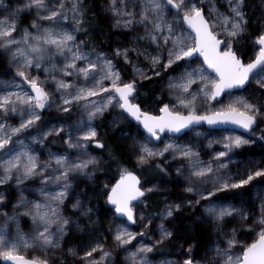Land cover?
<instances>
[{
  "label": "snow or ice",
  "instance_id": "1",
  "mask_svg": "<svg viewBox=\"0 0 264 264\" xmlns=\"http://www.w3.org/2000/svg\"><path fill=\"white\" fill-rule=\"evenodd\" d=\"M224 3L226 12L217 0H108L104 11L111 27L132 33L126 45L108 53L99 46L86 48L78 39L87 32L85 0H23L14 8L0 0L5 10L0 15V74L11 76L0 78V264H67L66 258L72 264H154L150 254L174 237L181 258L160 264H264V161L240 170L237 155L256 142L258 133L264 142V26L246 60L239 46L249 28L246 0ZM25 13L31 15L28 23L22 19ZM124 66H130L131 76ZM144 81L159 89L152 93L159 114L141 99ZM164 94L169 102L161 99ZM53 109L67 118L44 123L45 111ZM110 111L115 112L113 129L123 121L137 126L132 168L113 153L119 179L90 196L87 189L77 191V181H94L104 171L106 161L93 155V147L106 149L95 121ZM13 118L18 123H9ZM203 125L209 127L202 132ZM236 129L244 133L235 134ZM216 130L229 134L208 140L207 147L221 148L207 159L198 145L178 142L188 132L200 137ZM49 137H59L75 155L52 151L49 145L56 141ZM169 166L189 195L151 212L149 194L169 187ZM133 168L155 169L163 182H142ZM254 181L261 191L255 201L243 200L256 187ZM101 196L110 206L105 209L111 215L108 234L90 228L84 243L65 248L70 225L85 230L80 216L89 226L99 224L100 209L92 200ZM66 201L74 214H65ZM197 206L201 222L212 224L224 245L213 246L210 260L197 259L191 244L184 249L174 231L178 214ZM21 217L30 220L29 233L21 228ZM237 220L239 228L225 231L226 222ZM154 222V242L137 240L151 235ZM243 229L255 235L251 243L238 238ZM28 249L39 254L29 257L24 254ZM116 249L123 260L117 261Z\"/></svg>",
  "mask_w": 264,
  "mask_h": 264
},
{
  "label": "rangeland",
  "instance_id": "2",
  "mask_svg": "<svg viewBox=\"0 0 264 264\" xmlns=\"http://www.w3.org/2000/svg\"><path fill=\"white\" fill-rule=\"evenodd\" d=\"M5 3L8 6L14 8L18 4H22L23 0H5ZM107 3H108V0H85V4L89 5V7L87 9V13L91 14L92 16H94V15L100 16L101 15L102 20L106 25L107 32L105 34L104 33H97L95 35L94 39H92L91 36H87L85 38H82V36L80 34H78V39H83L85 41V47L86 48H92L93 46H99L100 49H103L104 51L111 53L112 50L116 46H118V44H125L126 45L129 42V38L132 35V33H129L127 31H120V30H117V29H114L111 27L109 14L104 11V7ZM246 4H247V0H246ZM217 6L220 8L221 11H225V12L227 11V6L224 3V0H217ZM246 10H247L248 15L250 17L249 28H248V32L243 36L239 46L243 49L244 53L246 54L245 59L247 60V58L249 56H251L252 52H253V44H254L253 38L261 30V27L264 26V0H257L256 5L252 9L253 10L252 12L250 10L248 11V8H246ZM4 11H5L4 9H0V15H3ZM22 19H23L24 23H28V21L31 19V15L25 13L22 15ZM136 31L142 32V29L137 28ZM141 60L143 61L142 57H141ZM121 63H123V62H121ZM143 63H147V61H143ZM197 63H199V61H197ZM0 66H2V65H0ZM124 67H125V71L128 73V75L131 76L130 66H124ZM41 76L43 78V73L41 74ZM0 78L11 79V76L0 74ZM154 92L159 93V89L155 88L154 86H151V82L144 81L143 82V89H142L143 94L141 95V99L146 100L151 104L150 110H152L154 114H159L156 111V105L154 103H152V101H153L152 93H154ZM161 99L164 100V102H169V100H170V98L166 94L162 95ZM114 114H115V112H113V111L106 112L102 118L95 121V124L98 126V128L102 134L103 139H104L105 135H107L108 137L113 138L117 142V144L119 146H121L122 155L124 156L125 160L129 161L128 166L130 168H132V164H131V152H132L131 138L137 135V126H136L135 122L130 123L128 121H123L117 128L113 129L111 127V120H112V116ZM46 116H48L49 118L46 119ZM67 116H68V114L58 113V112H56L55 109H53L52 111L46 110L44 113L43 122L46 123L48 120L64 119V118H67ZM76 118H77V116L71 117L72 120H75ZM9 123H11V124L18 123V118L11 119L9 121ZM262 128H264V125H262ZM207 129H208L207 127L203 126L199 130L203 132V131H206ZM122 133H127V135H122ZM227 134H229L227 131L216 130L212 134L197 137L194 132H188L187 135H182L178 142H180V143L191 142L193 144L198 145L201 149L202 158L207 159L208 155L210 153L221 148V145H219V144H213L211 148L207 147L208 140L213 139V138H220L221 135H227ZM235 134H243V132L236 131ZM25 135H27V133H25ZM61 135H63V134H61ZM165 135H168V134L166 133ZM258 136H259V133L257 134V138H256L255 143L250 144V145H246L242 149L237 150L238 166H239L240 170H243L244 166L250 164V162H262V161H264V142H261L258 139ZM53 139L56 141L53 144H56L58 147L62 148V150L55 149L54 147L49 145L51 147L52 151H54V152H70L73 155H75L76 150L75 149H69L67 147V145L59 137H49V141H52ZM162 139H163V136H162ZM250 150H252V152H250ZM97 154H100L102 156L103 160L106 161V163L103 164L104 171L98 172L96 174V179L94 181H88L85 178H81L79 181H77V183L79 185V187L77 188V191L87 189L90 196L95 195V193L93 191L94 189L96 192H99L101 190V185H103V184L112 185L116 182V181H112L111 178L104 176L105 167L107 166L108 160L106 159V157L103 154L101 149H95L93 147V155H97ZM42 158H43V156H42ZM239 161H243V163H239ZM230 167H232L233 170L235 171L237 165H230ZM144 169H146V168H144ZM144 169L133 168L132 170L136 171L137 174L140 175V174H142ZM169 169L173 172V168L171 166H169ZM156 182H163V181H161V177L155 181H151V183H156ZM29 183L31 184L32 182H29ZM167 183L169 184V187L167 189H165L163 192L149 194V196L153 197V201L161 202L164 205L165 203L170 202L171 200H177L178 201L183 196L189 195V194L184 193L182 191V184H183L182 180L179 181L180 184L176 188L173 186L171 179L168 180ZM253 184H255L256 187H253L251 192L247 193L242 198L243 200L255 201L256 193L261 191V185L257 181H254ZM175 190L178 191L180 194L174 196L173 192ZM25 195L28 196L29 199L35 198L33 196V194H31V193L26 192ZM9 196H10V199L14 200L17 196V193L14 190H12V191H10ZM163 197H168L169 200L166 201ZM153 201H150V206L148 209L149 211H150V208L153 207V205H152ZM239 202H240L239 200L236 201V203H239ZM92 203L100 209V211L97 212V216L99 217V224L96 226H89L87 224V218L80 216L79 222L82 225H84L85 230L84 231L74 230L73 227L70 225L69 226L70 227L69 234H68V236L65 237V241H64L65 248L73 246V245H76L79 247V245H81L82 243H84L86 241V238L88 237V231L90 228L96 232H105V234H108L106 232V230L109 227V224L111 221V215L106 214L105 209L109 208L110 206L109 205H108L109 207L106 206L102 196L98 199L92 200ZM201 203H204V202L202 201ZM246 207H248L250 209V207H251L250 203L246 204ZM65 208H66V213H65L66 215L74 214L75 210H73L71 208V201L65 202ZM9 211H11V210L9 209ZM180 213H187L188 215H194L197 224L209 232L210 240L207 243V245L205 246V248L201 249L198 253L192 252V254L197 259H209L210 260L212 255H213V253H212L213 246L216 245L217 243H221V246H224L222 243V237L215 231V228L212 224L201 222V209L199 206H197L196 208L191 209V210H189L188 208H184ZM76 215H78V214H76ZM250 219H251V217H250ZM0 222H2V220H0ZM20 226L25 233H29L30 228H31V222L27 217H21ZM169 226L172 227V225H169ZM233 227H236V228L240 227L238 220L236 222H226L225 231H227ZM138 228H139V225L133 226V230H138ZM154 228H155V222L152 226V229L149 230L151 232V235L146 234L143 238L137 237V240L143 239V241L146 243H149V244L153 243L154 239L156 237H158V233H156L154 231ZM10 230L14 232V230H15L14 224L10 225ZM174 231L179 232L180 243L183 244L184 249H186L189 244L192 245V243H190L188 241V239L186 238L184 232L181 231V228L178 227L177 219L175 221ZM238 238L246 241L247 243H251L256 237L253 233L249 232L247 229H243L238 233ZM71 239L74 241L72 242V244L67 245V243ZM176 239L177 238L174 237L173 240H166L163 244H161V245H165V244L171 243L172 251H171L170 255H166V254H158L157 255L155 252L156 250H154V252L150 254V257H152L154 259V264H160V262L165 260V259L171 260V259H180L181 258V256H180L181 249L176 246V243H175ZM136 242L137 241H133V244H136ZM107 243H111L110 236H109V241ZM161 245H159V246H161ZM129 247H131V246H129ZM192 248H193V246H192ZM239 250H240V245H237L235 251L238 252ZM24 254L31 257L32 255H38L39 253L34 252L32 249H28L25 251ZM206 254H207V256H206ZM114 255L116 256L117 261L123 260V255H122V252L120 249L114 250ZM66 260H67V264H72L71 258H66ZM76 264H78V261L76 262Z\"/></svg>",
  "mask_w": 264,
  "mask_h": 264
},
{
  "label": "trees",
  "instance_id": "3",
  "mask_svg": "<svg viewBox=\"0 0 264 264\" xmlns=\"http://www.w3.org/2000/svg\"><path fill=\"white\" fill-rule=\"evenodd\" d=\"M257 0H247V8L248 11H253V7L256 5ZM100 15V14H99ZM87 32H80L79 34L82 36V38H85L87 36H91L92 39L95 38V35L97 33H106V25L102 20L101 15H94L87 13ZM49 117L46 116V119ZM104 141L106 143V149H101L103 154L105 155L106 159L108 160L107 166L105 167V173L104 176L111 178L112 181H117L119 179V175L117 173V167L112 162V154L115 153L116 155L120 156L122 160L124 159V156L122 155L121 146L117 144V142L111 138L105 135ZM52 147L58 150H62V148L58 147L56 144L51 143ZM252 152V150H250ZM170 172H172L169 169ZM142 182H151L159 179L161 177L160 173L156 171L155 169L146 168L143 170L142 174H140ZM172 184L176 188L179 186V181L175 178V174L173 173V176L171 177ZM249 193V192H247ZM246 193V194H247ZM180 194L178 191H174L173 195L176 196ZM223 195V194H222ZM150 201H153V197L150 196ZM153 207L150 208L151 212H158L162 207L163 203L161 202H152ZM109 207L108 205H106ZM178 227L181 228V231L184 232L186 238L190 243H192L193 246V253L199 252L201 249L205 248L207 243L210 240V234L208 231L203 229L201 226H199L195 220L194 215H188L187 213H179L177 217ZM74 240H70L68 244H72ZM172 251V245L171 243L161 245L157 248L155 251L156 254H166L170 255Z\"/></svg>",
  "mask_w": 264,
  "mask_h": 264
},
{
  "label": "water",
  "instance_id": "4",
  "mask_svg": "<svg viewBox=\"0 0 264 264\" xmlns=\"http://www.w3.org/2000/svg\"><path fill=\"white\" fill-rule=\"evenodd\" d=\"M201 59H202V57H201ZM203 126H205V127H207V128L209 127L208 125H203ZM203 126H202V127H203ZM224 127H227V128H233L234 126H224ZM218 131H222V130H218ZM236 131H240V132H243V133H244V130H242V129H236ZM165 134H166V133H165ZM165 134H164V135H165Z\"/></svg>",
  "mask_w": 264,
  "mask_h": 264
}]
</instances>
